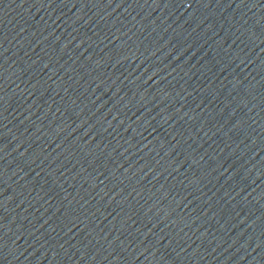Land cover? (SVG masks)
<instances>
[{
	"label": "water",
	"instance_id": "95a60500",
	"mask_svg": "<svg viewBox=\"0 0 264 264\" xmlns=\"http://www.w3.org/2000/svg\"><path fill=\"white\" fill-rule=\"evenodd\" d=\"M0 264H264V0H0Z\"/></svg>",
	"mask_w": 264,
	"mask_h": 264
}]
</instances>
